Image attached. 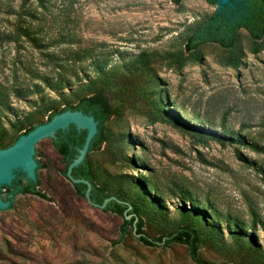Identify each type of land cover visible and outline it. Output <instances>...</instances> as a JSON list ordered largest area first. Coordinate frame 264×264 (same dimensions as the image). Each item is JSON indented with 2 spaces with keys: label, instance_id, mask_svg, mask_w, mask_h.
<instances>
[{
  "label": "rangeland",
  "instance_id": "1",
  "mask_svg": "<svg viewBox=\"0 0 264 264\" xmlns=\"http://www.w3.org/2000/svg\"><path fill=\"white\" fill-rule=\"evenodd\" d=\"M206 0H0V150L103 89L114 107L89 163L138 207L151 238L192 225L203 264H264V47L186 38ZM112 89H116L111 93ZM41 195L0 218V264H197L150 247L91 206L53 144L37 148ZM130 218V217H128Z\"/></svg>",
  "mask_w": 264,
  "mask_h": 264
},
{
  "label": "trees",
  "instance_id": "2",
  "mask_svg": "<svg viewBox=\"0 0 264 264\" xmlns=\"http://www.w3.org/2000/svg\"><path fill=\"white\" fill-rule=\"evenodd\" d=\"M180 1L176 0V2ZM206 1L208 4L214 6L215 10L186 38V51H194L206 44H215L224 50L232 49L237 41L240 30H244L250 37L254 52H258L264 47V0H241L226 10L222 5H219L218 0ZM115 90L112 89L111 93H114ZM66 110L81 111L84 114L91 115L102 128L104 123L114 114V107L106 97L105 90L103 89L90 96L81 98L75 105H69L60 112H54L48 117L47 121L55 114ZM34 128L33 126L27 129L24 135ZM85 136L86 131H77L75 128L72 134H61L59 141L53 144L66 168L78 156ZM104 138L102 131L94 151L103 143ZM41 167L39 164L38 168ZM78 167L73 169L72 175H74ZM75 178L85 179L91 183L90 198L95 204L102 205L107 198L114 197L107 202L102 211L122 217V235L127 234L129 228H131L136 233L137 240L145 246H168L173 243L186 245L192 260L197 264H203L197 258V250L200 246V234L195 227L187 224L165 236L157 238L148 237L142 231L143 221L138 214V207L118 193L109 194L106 187L100 185L96 180L89 162L85 170ZM37 185V181L36 183L27 182L25 185L20 182L14 196L18 193L21 195H41L36 190ZM72 186L77 195L84 197L86 190L84 184ZM127 216H130V218L128 219Z\"/></svg>",
  "mask_w": 264,
  "mask_h": 264
},
{
  "label": "water",
  "instance_id": "3",
  "mask_svg": "<svg viewBox=\"0 0 264 264\" xmlns=\"http://www.w3.org/2000/svg\"><path fill=\"white\" fill-rule=\"evenodd\" d=\"M240 1L218 0L219 5L225 10ZM75 128L77 131H86V136L78 156L66 168V179L72 185L86 186L84 197L91 206L103 210L107 202L114 198H107L102 205L93 203L90 198L91 183L85 179L75 178L85 170L103 128L91 115L66 110L55 114L49 121L35 127L29 133L21 135L12 146L0 150V218L1 214L13 210L7 207L11 200H5L4 195L20 184L21 175H25L30 182L37 181L39 184L37 148L57 143L61 134H72ZM76 167L78 168L72 175Z\"/></svg>",
  "mask_w": 264,
  "mask_h": 264
},
{
  "label": "flooded vegetation",
  "instance_id": "4",
  "mask_svg": "<svg viewBox=\"0 0 264 264\" xmlns=\"http://www.w3.org/2000/svg\"><path fill=\"white\" fill-rule=\"evenodd\" d=\"M20 182L21 184L25 185L27 182H30L25 175H21L20 178ZM19 185L16 186L15 188H13L12 190H10L8 193H6L5 196V200H13L16 196L21 195L20 193L16 194V196H14V193L18 190Z\"/></svg>",
  "mask_w": 264,
  "mask_h": 264
}]
</instances>
